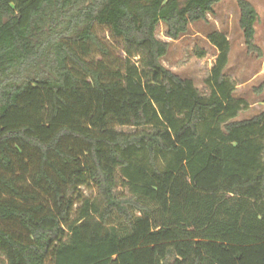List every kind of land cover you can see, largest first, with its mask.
I'll use <instances>...</instances> for the list:
<instances>
[{
  "label": "trees",
  "instance_id": "16d2710c",
  "mask_svg": "<svg viewBox=\"0 0 264 264\" xmlns=\"http://www.w3.org/2000/svg\"><path fill=\"white\" fill-rule=\"evenodd\" d=\"M222 1L0 0V264H264V112L237 120L225 34L208 36L207 96L157 37ZM236 2L263 57L258 11Z\"/></svg>",
  "mask_w": 264,
  "mask_h": 264
},
{
  "label": "rangeland",
  "instance_id": "374dc122",
  "mask_svg": "<svg viewBox=\"0 0 264 264\" xmlns=\"http://www.w3.org/2000/svg\"><path fill=\"white\" fill-rule=\"evenodd\" d=\"M249 1L259 14L256 43L263 50V57L247 51L240 27L241 13L236 0H223L214 7L206 21L191 25L189 32L179 40L174 41L167 37L164 24L157 29V37L170 43L169 53L162 60V64L181 78L192 80L206 96L210 91L205 81L210 76L218 56V51L210 43L208 36L213 32H221L228 37L231 54L226 74L236 84L235 96L245 99L250 105L248 111L242 113L237 120L249 119L264 112V89L259 91L264 85V0ZM96 33L111 52L109 64L112 67L119 66L125 58L121 42L114 40L107 28L97 27ZM81 193L85 198L96 197V189L92 186L83 187Z\"/></svg>",
  "mask_w": 264,
  "mask_h": 264
}]
</instances>
